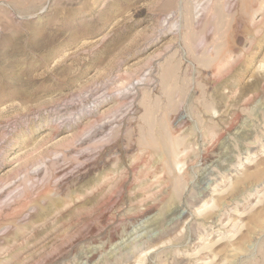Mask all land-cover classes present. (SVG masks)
Returning a JSON list of instances; mask_svg holds the SVG:
<instances>
[{
  "label": "rangeland",
  "instance_id": "obj_1",
  "mask_svg": "<svg viewBox=\"0 0 264 264\" xmlns=\"http://www.w3.org/2000/svg\"><path fill=\"white\" fill-rule=\"evenodd\" d=\"M0 264H264V0H0Z\"/></svg>",
  "mask_w": 264,
  "mask_h": 264
}]
</instances>
